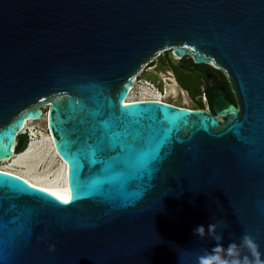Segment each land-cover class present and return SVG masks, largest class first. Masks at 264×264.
I'll return each mask as SVG.
<instances>
[{
    "label": "water",
    "instance_id": "1",
    "mask_svg": "<svg viewBox=\"0 0 264 264\" xmlns=\"http://www.w3.org/2000/svg\"><path fill=\"white\" fill-rule=\"evenodd\" d=\"M165 52L221 70L238 108L220 87L214 115L126 103ZM43 107L74 200L0 175V264H199L217 241L194 229L220 221L264 261V0H0V161Z\"/></svg>",
    "mask_w": 264,
    "mask_h": 264
},
{
    "label": "bare ground",
    "instance_id": "2",
    "mask_svg": "<svg viewBox=\"0 0 264 264\" xmlns=\"http://www.w3.org/2000/svg\"><path fill=\"white\" fill-rule=\"evenodd\" d=\"M136 81L137 78L134 81L133 88L129 92L127 100L125 101L126 103L145 100H155L164 103L165 97L161 96L160 93H156L154 91L152 95H148V97H142L137 100H131V94L135 88V85H137L135 84ZM160 87L162 88L163 86L160 85ZM143 88L144 90H147L144 86ZM150 89H152V86L150 87ZM173 94H176V90H174ZM42 113V118L39 121L44 122L43 125L46 129L47 107L45 110L42 109ZM36 122L37 121H29L25 125L26 130H29L31 135V141L26 152L21 155H15L12 159L0 161V165L12 162L11 167L13 168V171H8L2 168H0V171L14 174L24 179L25 181H28V183L36 185V187L38 188H45L51 191L61 190L66 194H69L66 165L60 158H58L57 154L55 153L50 134L48 133V137L47 134H43L40 130L35 129L34 125L36 124ZM25 127L23 128V131L25 130ZM51 167H54V169H50Z\"/></svg>",
    "mask_w": 264,
    "mask_h": 264
},
{
    "label": "flooded vegetation",
    "instance_id": "3",
    "mask_svg": "<svg viewBox=\"0 0 264 264\" xmlns=\"http://www.w3.org/2000/svg\"><path fill=\"white\" fill-rule=\"evenodd\" d=\"M170 56L173 61V64L168 62L166 57L161 58L158 61L159 64H164V67L168 68L171 71L166 73L167 78L168 79L172 78L173 82H175L177 87H179L180 89L184 90L187 93H188L187 88L190 87V89L193 90V93L196 94L194 101L197 103L198 108L202 107L203 110L210 113L211 115H214L210 102V95L213 91L217 90L219 87L223 89L225 95L227 96L228 101H230L236 108H238L237 102L235 100V95L233 94L230 84L221 70H217L212 66L196 65L193 63L192 59L187 57L181 59L172 56L171 53ZM155 65L156 63L154 64V66ZM177 75L182 77V79L184 80V84H182L178 80ZM153 77L155 80H153V78H150L152 82L160 81V85H163L160 78H157L156 75H153ZM202 93L206 94L207 96L205 102L201 99ZM194 108L195 107H191V109ZM35 129H37L36 126ZM44 131H46V134L49 137L48 128H46ZM30 141H31L30 132L29 130H26V133L24 135H20L16 140V145L17 143H19L20 146L16 150L17 154L15 155H21L25 153L29 146ZM50 169H54V167H51Z\"/></svg>",
    "mask_w": 264,
    "mask_h": 264
},
{
    "label": "rangeland",
    "instance_id": "4",
    "mask_svg": "<svg viewBox=\"0 0 264 264\" xmlns=\"http://www.w3.org/2000/svg\"><path fill=\"white\" fill-rule=\"evenodd\" d=\"M164 57L167 58L168 62L173 64L170 53L165 52L156 60L152 61L150 64L145 65L143 70L140 71L137 77V81L135 82V84L137 85H135V88L131 94L130 99L137 100L142 97H148V95L149 96L152 95L154 91L156 93H160L161 96L165 97L164 103H169L175 106H185L186 108H191V107L198 108L197 103L194 101V99L190 96L189 93L185 92L182 89L179 90V87L176 86L172 78L167 80L166 73L171 71L168 68L164 67V64H159L158 62L161 58ZM155 63L156 65L154 66ZM153 75H156L157 78L161 79V81L163 80L162 82L163 85H161L163 86L162 88L160 87V81L152 82L150 80V78H153V80H155ZM143 86L147 90H144ZM149 86L150 87L152 86V89H150ZM174 90H176V94H173ZM42 109L45 110L46 107H43ZM42 122L43 121H37L34 126H36V128L39 129L43 134H46V132L44 131L45 129L43 125L44 122L43 123ZM11 163L12 162H8L7 164L0 165V168L8 171H13V168L11 167Z\"/></svg>",
    "mask_w": 264,
    "mask_h": 264
},
{
    "label": "clouds",
    "instance_id": "5",
    "mask_svg": "<svg viewBox=\"0 0 264 264\" xmlns=\"http://www.w3.org/2000/svg\"><path fill=\"white\" fill-rule=\"evenodd\" d=\"M224 228L227 225L223 222H214L208 225L207 229L203 225H199L194 229V234L203 239L205 236H211L217 241V246L211 252L205 251V254L199 257V264H264L261 260L260 252L256 241L250 235H243L239 244L230 243L227 248L220 243L223 239L222 234L217 231L219 226ZM55 246H51L50 250H54ZM247 248L254 258L251 262L248 257L241 259L240 249Z\"/></svg>",
    "mask_w": 264,
    "mask_h": 264
},
{
    "label": "snow or ice",
    "instance_id": "6",
    "mask_svg": "<svg viewBox=\"0 0 264 264\" xmlns=\"http://www.w3.org/2000/svg\"><path fill=\"white\" fill-rule=\"evenodd\" d=\"M124 107L127 108V107H129V105H125ZM0 175L10 176L11 173H3V174H0ZM17 179H19V178L17 177ZM24 184H28V181H24ZM29 187L36 188V185H29ZM14 189H16L19 192H26V191H24L22 189H19V188H14ZM38 191L39 192H47V193H49V195L55 197L56 200L60 201L62 204H65V205L71 203L74 200L73 191H72V194L69 195V196L60 195V194H58L56 192H52L51 190L45 189V188H40V189H38Z\"/></svg>",
    "mask_w": 264,
    "mask_h": 264
},
{
    "label": "built area",
    "instance_id": "7",
    "mask_svg": "<svg viewBox=\"0 0 264 264\" xmlns=\"http://www.w3.org/2000/svg\"><path fill=\"white\" fill-rule=\"evenodd\" d=\"M206 98H207L206 94L202 93L201 99L205 102L206 101ZM25 133H26V127H25V130L23 132H21L20 134L21 135H24Z\"/></svg>",
    "mask_w": 264,
    "mask_h": 264
},
{
    "label": "trees",
    "instance_id": "8",
    "mask_svg": "<svg viewBox=\"0 0 264 264\" xmlns=\"http://www.w3.org/2000/svg\"><path fill=\"white\" fill-rule=\"evenodd\" d=\"M15 154H17L16 151H15Z\"/></svg>",
    "mask_w": 264,
    "mask_h": 264
}]
</instances>
